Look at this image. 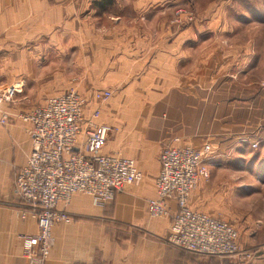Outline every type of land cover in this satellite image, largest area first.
Returning <instances> with one entry per match:
<instances>
[{
  "label": "crops",
  "instance_id": "0c3cea01",
  "mask_svg": "<svg viewBox=\"0 0 264 264\" xmlns=\"http://www.w3.org/2000/svg\"><path fill=\"white\" fill-rule=\"evenodd\" d=\"M165 2L0 0V53L5 57L0 89L23 88L20 73L27 69L23 61L27 42L33 45L31 56L65 55L76 49L84 84L90 89L82 95L87 102L85 119L98 110L95 124L111 130L101 153L132 159L143 174L138 185L115 195L113 209L82 195L74 196L66 207L71 215L95 220L111 211L123 224L115 227L145 234L140 238L142 250L106 248V225L62 223L53 229L54 244L43 264L177 263L176 250L150 239L167 238L171 221L147 212L148 200L157 194L162 150L170 145L209 146L211 168H229L239 163L223 159L247 151L254 138L246 131L252 97L238 91L253 87L248 75L243 77L246 60H236L238 52L226 48L223 32H209L197 22L175 27L172 8ZM112 6L117 7L114 13L108 11ZM215 29L223 27L217 22ZM102 91L110 92V99L96 102L94 94ZM31 152V137L14 127L0 129V197L5 201L0 205V264H33L25 255L24 240L38 233L36 218L10 201L12 166L23 167ZM235 180L239 181L226 178L225 189L215 175L209 183L202 180L190 197V208L213 217L223 205L234 208L239 192H244ZM168 206L171 215L176 214V202L171 200ZM260 220L255 232L264 231V218ZM235 226L241 227L237 222ZM258 264H264V258Z\"/></svg>",
  "mask_w": 264,
  "mask_h": 264
},
{
  "label": "built area",
  "instance_id": "2783aa9c",
  "mask_svg": "<svg viewBox=\"0 0 264 264\" xmlns=\"http://www.w3.org/2000/svg\"><path fill=\"white\" fill-rule=\"evenodd\" d=\"M19 90L18 85L0 89V126H6L10 120L2 111L3 106H8ZM110 97L108 91L94 94L99 103ZM86 105L77 92H68L46 99L21 117L30 125L32 152L16 172L14 189L27 213L37 221L38 233L24 240L25 255L33 264H43L49 257L54 227L71 224L66 207L75 195H87L106 205L117 193L143 179L134 160L101 153L111 130L95 124L98 110L86 120ZM207 153V148L165 147L159 157L157 194L148 200L147 212L152 218L170 217L167 242L175 248L207 256H234L240 252L237 230L189 206L199 183L210 177L205 164ZM171 200L177 206L174 215L168 206Z\"/></svg>",
  "mask_w": 264,
  "mask_h": 264
},
{
  "label": "rangeland",
  "instance_id": "374dc122",
  "mask_svg": "<svg viewBox=\"0 0 264 264\" xmlns=\"http://www.w3.org/2000/svg\"><path fill=\"white\" fill-rule=\"evenodd\" d=\"M121 1L126 2L125 4L129 2V0ZM165 6L172 8V23L175 27L190 26L197 22L209 32H223L222 34L226 37L224 41L226 48L238 52L236 60H246L242 67L248 66V69L243 77L248 75L253 87L238 91L242 92L244 96L248 92L252 97L251 102L248 101L247 105V108H251L248 109L251 118L246 131L250 135V139L254 138L248 141L247 151L232 154L223 159L239 163L229 168L225 165L222 168H211L210 148L209 146L202 148L208 149V153L205 155V164L210 174L209 179L206 180L207 183L210 182L212 175H215L220 183H223L225 189L226 178H238L239 181L235 180V183H238L239 186L237 185V187L243 188L244 192H239V196L236 197L237 204L234 208H227L223 205L219 213L214 216L231 224L235 229L236 222L238 226L241 225L239 229H236L240 246L239 254L228 257L201 255L175 248L167 242L166 237L164 239L158 237L150 239L155 243L161 242L176 250L178 262L175 264H258L256 254L264 253V249H262L264 231L255 232L254 230V225L259 224L262 221L260 219L264 218V0H168L165 2ZM116 8L112 6L108 8V11L114 13ZM126 11H129V7H126ZM217 22L220 27H223V30L216 31ZM32 48V43L27 42L26 57L23 58L27 69L20 73L25 84L23 88H20V93L15 96L14 100L8 106H4V112L9 115L10 120L6 126H0V129L3 128L4 130L12 127L19 129L29 138L31 137L30 125L23 122L22 116L28 114L51 96H59L68 92H77L82 96L84 92H90V89L84 84L80 65L81 57L77 56L76 49L74 53L72 52L73 55L67 53L58 56L46 54L31 56ZM42 48L46 47L43 46ZM246 55L247 57H244ZM13 59L18 61L19 58L14 57ZM4 60L5 57L1 56L0 53V66ZM1 74L0 68V76ZM243 112L245 111L243 110ZM9 140L11 145L15 147L16 143L13 139L9 137ZM254 144L256 146H253ZM242 161L247 163L246 167H242L240 164ZM18 169L19 167L13 166L11 169L12 191L10 201L22 205L15 193L13 184ZM77 195L88 197L83 194ZM4 203L5 201L0 197V205ZM105 206L113 209V200ZM110 212L107 210L101 220L69 215L72 218V224L98 223L106 225V248L123 249L132 246L138 248L139 251L142 250L144 244L140 243V238L145 234L136 233L134 230L125 227L122 229L115 227L123 224L115 221Z\"/></svg>",
  "mask_w": 264,
  "mask_h": 264
},
{
  "label": "trees",
  "instance_id": "16d2710c",
  "mask_svg": "<svg viewBox=\"0 0 264 264\" xmlns=\"http://www.w3.org/2000/svg\"><path fill=\"white\" fill-rule=\"evenodd\" d=\"M111 1L112 0H105V2H106L105 5L112 4ZM260 258H264V253H260V254L258 253V254H256V259L259 260Z\"/></svg>",
  "mask_w": 264,
  "mask_h": 264
},
{
  "label": "bare ground",
  "instance_id": "6f19581e",
  "mask_svg": "<svg viewBox=\"0 0 264 264\" xmlns=\"http://www.w3.org/2000/svg\"><path fill=\"white\" fill-rule=\"evenodd\" d=\"M92 117V116H91ZM24 122V121H23ZM28 160V159H27ZM14 184V183H13ZM15 195V194H14ZM20 219V218H19Z\"/></svg>",
  "mask_w": 264,
  "mask_h": 264
}]
</instances>
